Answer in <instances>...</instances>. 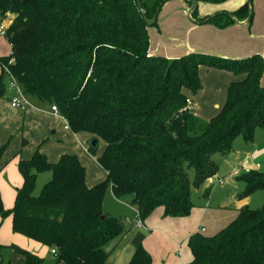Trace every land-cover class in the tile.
Here are the masks:
<instances>
[{
	"label": "trees",
	"instance_id": "obj_1",
	"mask_svg": "<svg viewBox=\"0 0 264 264\" xmlns=\"http://www.w3.org/2000/svg\"><path fill=\"white\" fill-rule=\"evenodd\" d=\"M167 1L140 3L152 19ZM195 1L199 6L230 0ZM250 1L211 17H198L197 8L192 17L223 27L234 23L227 13L245 20ZM9 14L14 18L5 37L12 52L0 57V99L10 74L25 95L56 105L73 132L104 141L97 161L107 176L92 186L77 155L50 162L36 150L19 160L23 184L12 208H5L0 192V221L10 217L14 233L55 248V263L110 264L107 246L128 231L124 220L103 211L109 186L117 200L130 198L142 220L158 207L165 216L185 217L193 208L191 188L218 172L213 156L231 152L238 135L250 142L255 129L264 128V61L258 53L240 58L152 53L136 0H0V20ZM200 66L244 75L229 84L225 103L209 120L195 114L186 94L202 88ZM5 148L0 146V170ZM97 149L88 147L93 154ZM46 172L51 178L36 193ZM239 180L245 184L239 199L264 189L260 170L246 171ZM13 247L28 264L43 263ZM189 247L192 260L185 264H264V205L257 210L244 205L216 235H192ZM128 264H152V256L141 244Z\"/></svg>",
	"mask_w": 264,
	"mask_h": 264
},
{
	"label": "rangeland",
	"instance_id": "obj_2",
	"mask_svg": "<svg viewBox=\"0 0 264 264\" xmlns=\"http://www.w3.org/2000/svg\"><path fill=\"white\" fill-rule=\"evenodd\" d=\"M178 1L182 0H169L166 2L164 5L165 7L162 8L158 14L156 25L147 26L150 46L153 49H157L162 56L179 57L187 53L191 47L198 46V48L201 47L200 49L204 47L228 52L252 51L251 54L258 53L264 61V0H251L252 22L250 24L237 25L236 23H231L223 27L218 26L216 22H197L199 20L195 18V20H193L188 16V10L183 13L184 19L180 23L179 18L181 11L178 7L180 3ZM238 5L239 4L235 2L227 6L228 8H225L232 10V8L239 7ZM205 9H215L209 13V16L227 12L223 10L222 6L201 3L198 6L197 16L201 17ZM167 13L168 16L166 15ZM7 17L2 19V22L8 21ZM224 19L223 17L221 20ZM0 40L6 41L8 51L10 52L7 38L3 36ZM9 81L10 79L7 78V84H9ZM12 94L13 90L8 88V97L10 99L13 97ZM211 97L212 92L210 91L208 99ZM26 98L31 101L30 96L26 95ZM28 130L29 129L24 131V129L18 127L6 140L0 139L2 146L6 145L3 162L17 160L19 156H25L28 151L32 150L30 152H33V149L39 144H41L40 146L42 149L48 152V158L53 162V160H57V156L54 154L56 149L71 152L70 150H77L74 148L77 147L81 150V144L85 143L86 146H89L91 140V136L86 132L74 134L71 131H65L62 125L61 127H52V129L48 130L45 134V137L42 138L40 143L34 145L26 136ZM232 145V152L225 155L215 154L213 156L219 167L217 179L210 183H204L200 188H191L193 208L189 215L181 218H171L165 216L162 207H158L148 217L143 219L144 227L142 228L138 229L134 221H130L131 223L126 222L124 228L125 231H128V234L117 243H121L125 249H135L133 240L135 236L140 233L145 237L142 246L145 248L146 246L144 245L148 244V246L152 248L156 256V261H176L175 252L177 246L175 243H177V245H181L180 258L182 263L190 262L192 260V251L189 247V239L192 235H200L203 237L214 236L222 229L226 228L238 215V202L240 203L242 200L238 198V195L244 192L245 184L239 180L241 173L237 175L238 178L234 176L235 168H237L243 160L247 159V151H252L251 155L256 160L261 159V155L263 154L262 151L256 150L255 146L247 142L242 135H238L233 140ZM103 147L104 141L100 140L96 153L89 154L91 159L87 156L89 163L85 165L87 169L86 176L89 178L90 182H95L99 178L103 179L105 176L104 169L97 162V157L101 154ZM17 152L20 153L15 156L14 154ZM260 168V171L264 172V165L261 164ZM189 176L190 179L193 180V171H190ZM50 178V172L43 173L39 176L36 193L40 192L42 186L50 180ZM220 180L222 182H220ZM207 189H209L208 192H206ZM243 200H246V204L251 209H260L264 205V189H258L252 192L248 197L243 198ZM103 210L108 212L111 216L118 217L121 220H123L126 213L133 214V220L135 219V213H132L133 211L114 200L110 186L105 194ZM6 220L7 218L1 222V230L3 232V226ZM156 230H162L163 233ZM151 232L155 233V237H150ZM115 243L116 242H113L112 245ZM109 246H107V249ZM149 253L152 256V253ZM49 255V257L52 256L51 254ZM162 256L164 258H160ZM156 261L155 263H158Z\"/></svg>",
	"mask_w": 264,
	"mask_h": 264
},
{
	"label": "crops",
	"instance_id": "obj_3",
	"mask_svg": "<svg viewBox=\"0 0 264 264\" xmlns=\"http://www.w3.org/2000/svg\"><path fill=\"white\" fill-rule=\"evenodd\" d=\"M246 1L247 0H236V1L230 0L224 4H220L219 6H222L223 10L232 11V10H235L236 8H234V9L232 8V10H231V9H227L228 8L227 6H230V4H234L235 2H237V4H239L238 6H241ZM178 2H180L178 4V7L181 11V15L179 18L180 23H181L184 19L183 13L187 12V10L190 8V4L186 0H182V1H178ZM199 4H201V3H199ZM164 5L162 6V8L165 7ZM215 5H217V4H215ZM225 7H227V8H225ZM214 10L215 9H211V10L205 9L203 14L201 15V17L209 15V13H211ZM166 15L168 16V13ZM13 18H14V15L9 14L7 17L8 21L3 22V24L5 25L6 28L11 25ZM239 21L243 22L244 20H239ZM1 37H3V36L0 35V38ZM7 42H8V40H7ZM8 45H9L10 52L8 51L6 41L0 40V57L9 55V53L12 52L11 45L9 42H8ZM196 47L198 48V46L191 47L190 50L187 51V53L188 52H200V53H206V54L215 55V56H219V57L240 58V57H244V55L248 56L252 52V51L228 52L225 50H215V49L204 48V47H202V49H200L201 47H199L198 48L199 50H198ZM150 51L152 53H159L160 54V52L157 49H153V48H151V46H150ZM244 53H246V54H244ZM171 55H173V54H171ZM172 57H174V56H172ZM172 57L170 56L168 58H172ZM0 69H1V66H0ZM199 75H200V79L202 82V88L196 94H192L190 91H187L186 94L190 99V107H192L194 109L195 114L203 120H209L221 110L223 104L225 103L229 84L233 81L241 80L242 78H244V75H241V74L238 75V74H235L231 71L212 68V67H206V66H200L199 67ZM207 87H209V88H207ZM210 91L212 92V97L210 99H208V94L210 93ZM12 95L13 96L15 95L14 90H13ZM206 95H207V98H206ZM30 99H31V101L28 100L30 105L24 109H16V108L12 107V105L10 103L11 99L8 97V92L4 98L0 99V139L6 140L7 137L11 133H13V131H15L16 128H18V127L24 129V131L29 129L28 134H26V136L32 141V143H34V145L39 144L40 141L42 140V138L45 137V134L48 132V130L52 129V127H54V126L55 127L56 126L61 127L63 125V129L65 131L73 132L71 129L65 128V125L67 123L66 119L64 117H62L61 115L55 114L51 110L50 104L45 103V102H41L32 96H30ZM73 133L76 134L75 132H73ZM91 138H92V136H91ZM1 143L2 142L0 140V146H2ZM249 143L252 144L253 146H255L256 150H259L260 152L262 151L263 154L261 155V159L256 160L254 157H252V155H251L252 151L249 150V151H247V154H248L247 159L243 160L238 165V167L235 168V170H234L235 172L240 170V173L242 174L248 170H260L261 164L264 165V128H262V127L256 128L255 132H254V138ZM40 145L41 144H39L37 147H35L33 149V152H30V151H32V150H30L27 152V154L25 156H22V157L19 156L17 158V160L15 159L12 161L9 160L7 162H3V158H2V162H1L2 168L0 170V192L2 195V200H3V204H4L5 208L10 209L14 206L15 198H16V194H17V189L20 188L23 184V178H22V175L20 174V171L18 168L19 160L20 159H25V160L30 159L36 150H40L41 152H43L47 156V159L49 160L48 152L45 151L44 149H42ZM81 147H82L81 148L82 151L79 150L77 147H74L77 150L72 148L73 150H70L71 152L56 149V152H54V154H56L57 160H53V162H57L59 160V158L61 157V155L69 153V154L77 155L80 162L85 166L86 163L87 164L89 163L88 159H87V156L90 158V156H89L90 152L88 151L89 146H86L85 143H83V144H81ZM29 148H31V147H29ZM83 150H84V152H83ZM251 150H253V149H251ZM19 153L20 152H17L14 155L15 156L19 155ZM49 153H51V152H49ZM50 162H52V161H50ZM85 168H86V166H85ZM86 174H87V169H86ZM106 176H107V172L105 171V176L103 177V179H105ZM214 178H215V180L217 179V174ZM236 178H238V176H236ZM99 179L103 180L102 178H99ZM99 179L95 182H90L89 178L86 176V182L90 186L96 184V182L101 181ZM211 181H213L212 178L210 180H208L207 182L210 183ZM111 193H112V189H111ZM112 196H113V193H112ZM113 198H114V200H116V202L120 203L121 205L127 206L131 211H133L132 213H135L134 210L136 209V206L131 204L130 198H127L123 201L117 200L114 196H113ZM246 203H247L246 200H243V199L241 200L240 203L238 202L239 206H238L237 212L241 207H243L244 205H247ZM104 213L109 214L108 212H105V211H104ZM132 215L126 213L123 217V220H125L127 217H129L131 222H133L134 220H133ZM134 218H135V215H134ZM131 222H129V223H131ZM1 227H2V223L0 221V264H28L26 262L25 258L21 254L16 252L13 245H17L21 248H24V249L38 255L39 257H41L43 259L42 264H65L64 262L55 263V258L52 255V248L51 247L43 245L42 243H39V242L34 241L32 239H29L23 235L14 233L12 230V220L10 217H8L6 222L4 223V226H3L4 232L1 230ZM156 231L163 233L162 230H156ZM150 237H152V238L155 237V233L151 232ZM144 239H145V237H144ZM175 244L177 246V248H176L177 250L175 252L176 261H168V262L167 261H156V256H155L152 248L150 246H148V244L144 245V246H146L145 249H147L148 252L152 253V264H183L181 261V258H180V256H181V245H177V243H175ZM108 250H112L110 257H109V263L110 264H128L129 261L131 260V258L133 257L134 252H135L134 248L133 249H130V248L125 249V247L121 243H115L114 245H112V243H111ZM49 251H50V253H49ZM49 254H51L52 256L49 257L50 256ZM160 258H164V257L162 256ZM155 261L158 263H155Z\"/></svg>",
	"mask_w": 264,
	"mask_h": 264
},
{
	"label": "built area",
	"instance_id": "obj_4",
	"mask_svg": "<svg viewBox=\"0 0 264 264\" xmlns=\"http://www.w3.org/2000/svg\"><path fill=\"white\" fill-rule=\"evenodd\" d=\"M6 29L7 28L5 27V25L3 24V22L0 20V35L1 36H5ZM8 74H9V72H8ZM9 77H10L9 78L10 81H9V84H8V88H10V89H12V90L15 91V95L12 97V99L10 101L12 107H14L16 109H24V108H26L27 106L30 105V103H29L28 99L26 98V95L23 92L22 87L17 82V80L14 77H12L10 74H9ZM51 110L55 114L60 115L59 110H58V107L56 105H52L51 106ZM65 128L66 129H70L68 123H66ZM239 174H240V170L236 171L234 175L237 176ZM220 182H222V181L220 180ZM134 212H135V219H134L135 226L138 227V228L144 227V223H143V220L140 217V213H139L138 209L136 208L134 210ZM124 221L129 223L131 220H130L129 217H127ZM52 254L53 255H56L57 254V251H56L55 248L52 249Z\"/></svg>",
	"mask_w": 264,
	"mask_h": 264
},
{
	"label": "water",
	"instance_id": "obj_5",
	"mask_svg": "<svg viewBox=\"0 0 264 264\" xmlns=\"http://www.w3.org/2000/svg\"><path fill=\"white\" fill-rule=\"evenodd\" d=\"M136 1H137L138 4H139V9H140V11L143 13L144 20H145L146 24H147L148 26L154 25V23H155L156 20H157V17H158V14H159V12H160V9H161V6H162V5H160V6L156 9V13H155L154 17H153L152 19H148V18L145 16V11H144L143 7L141 6L140 0H136ZM187 1L191 4L190 8L188 9V16H189L191 19L195 20V19L192 17V13L198 8V2L195 1V0H187ZM250 3H251V1H250ZM227 14H229V15L232 17V19L234 20V23H236V24H238V25H244V24H247L248 21L250 20V18L252 17L251 4H250V7H249V15H248V17H247L243 22L239 21V20H238L235 16H233L232 14H230V13H227ZM214 15H215V14H214ZM214 15H212V16H214ZM210 17H211V16H210ZM197 22H200V21H197ZM98 144H99V140H98V139H92V140H90V142H89V145H91V146H93V147L98 146ZM212 179H213V181L215 180L214 177H213ZM143 239H144V236H143L142 234L139 233V234H137V235L135 236V238H134V240H133V244H134L135 246L141 245Z\"/></svg>",
	"mask_w": 264,
	"mask_h": 264
}]
</instances>
